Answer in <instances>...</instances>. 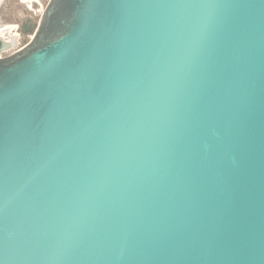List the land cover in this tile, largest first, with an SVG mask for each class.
I'll list each match as a JSON object with an SVG mask.
<instances>
[{
    "label": "water",
    "instance_id": "obj_1",
    "mask_svg": "<svg viewBox=\"0 0 264 264\" xmlns=\"http://www.w3.org/2000/svg\"><path fill=\"white\" fill-rule=\"evenodd\" d=\"M12 46L0 264H264V0H48Z\"/></svg>",
    "mask_w": 264,
    "mask_h": 264
},
{
    "label": "rangeland",
    "instance_id": "obj_2",
    "mask_svg": "<svg viewBox=\"0 0 264 264\" xmlns=\"http://www.w3.org/2000/svg\"><path fill=\"white\" fill-rule=\"evenodd\" d=\"M47 2L48 0L0 1V30L3 33V37L4 39H10L14 33L16 34L15 44L6 50L3 55L14 52L30 40ZM29 24L34 25V30L31 33H23L21 31L22 28L28 26ZM5 25L8 26L6 27Z\"/></svg>",
    "mask_w": 264,
    "mask_h": 264
},
{
    "label": "trees",
    "instance_id": "obj_3",
    "mask_svg": "<svg viewBox=\"0 0 264 264\" xmlns=\"http://www.w3.org/2000/svg\"><path fill=\"white\" fill-rule=\"evenodd\" d=\"M34 30V25L29 24L28 26H25L22 28L23 33H31Z\"/></svg>",
    "mask_w": 264,
    "mask_h": 264
},
{
    "label": "bare ground",
    "instance_id": "obj_4",
    "mask_svg": "<svg viewBox=\"0 0 264 264\" xmlns=\"http://www.w3.org/2000/svg\"><path fill=\"white\" fill-rule=\"evenodd\" d=\"M29 1H31V0H29ZM6 27L8 26V25H5ZM10 26V25H9ZM3 28V27H2ZM11 29V28H10ZM6 31V30H5ZM15 33H14V35L13 36H11V38L10 39H7L8 41H10V42H12L13 43V45L15 44V42H16V38H15ZM0 37H2V38H4L3 37V33H2V31L0 30Z\"/></svg>",
    "mask_w": 264,
    "mask_h": 264
}]
</instances>
